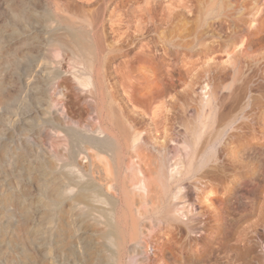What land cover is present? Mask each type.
<instances>
[{"label":"rangeland","instance_id":"obj_1","mask_svg":"<svg viewBox=\"0 0 264 264\" xmlns=\"http://www.w3.org/2000/svg\"><path fill=\"white\" fill-rule=\"evenodd\" d=\"M215 1L0 0V264H264V226L222 215L237 217L246 189L264 207V0L210 9ZM150 46L166 60H144ZM100 70L108 108L145 155L180 142L172 116L187 102L195 114L212 94L218 113L212 146L196 154L211 150L214 162L182 181L208 216L158 226L154 189L139 220L149 237L130 242L120 263L107 214L117 198L89 168L87 143L105 138L92 93Z\"/></svg>","mask_w":264,"mask_h":264},{"label":"bare ground","instance_id":"obj_2","mask_svg":"<svg viewBox=\"0 0 264 264\" xmlns=\"http://www.w3.org/2000/svg\"><path fill=\"white\" fill-rule=\"evenodd\" d=\"M219 2L220 0H216L210 3L208 7L215 9ZM182 6L189 7L185 3L180 4V7ZM195 7L192 8L193 12ZM240 7L242 6L239 5ZM151 19L153 22L152 17ZM206 45L208 46V44ZM150 49V51L145 50L142 52L145 54L144 60L148 61L151 58L153 60H166L162 56L152 55L155 47L150 46ZM175 60L179 62L181 58L176 56ZM180 72L182 73V70ZM99 76V83L95 86L96 91L92 93L97 99L98 106H100L98 111L101 118L100 133H105V138L93 137L87 143L89 150L96 149L93 156L95 158L89 168L104 187H112L113 195L117 198L111 203V213L108 209L107 214L111 215V218L108 217L111 219L110 223L119 234V245L114 246L116 249L113 252H117L118 262L120 263L130 242L138 241L144 236L149 237V234H146L145 230L141 228L142 222L139 220L144 218L141 208L149 205L148 198L154 189L158 197L157 210L154 214L156 225H165L167 220L171 223H182L181 203L186 201L185 193L187 191L182 181L185 175L198 174L212 163L215 154L211 153V150L207 151V158L203 161L196 159V154L200 152L201 148L212 146L218 113L212 94L205 106L202 104L193 105L197 111L195 114L188 113L190 106H192L191 103L187 102L185 106L181 105L184 107L172 116L185 129V135L182 136L180 142L173 141L168 146L165 144L164 152L152 150L145 155L142 145L136 147L135 133L125 121L124 114L122 116L118 109L114 111L108 108L109 98L106 92L108 86L105 85V79L101 77V70ZM160 94H162L160 91L153 92L151 96L160 97L162 96ZM112 97L115 99V96ZM138 97L133 101L137 108L143 102V99ZM147 114L149 115V113ZM155 116L158 115L155 114ZM224 132L225 130H222L218 138L223 137ZM129 155L133 159L130 164L127 162ZM187 161L190 162L189 166ZM125 163H127L126 175H124ZM148 175L155 176L153 179L148 180ZM130 178L138 179V182L133 185L129 184L127 179ZM137 190L145 196L143 200L137 199L135 194ZM99 226H103L102 223H99Z\"/></svg>","mask_w":264,"mask_h":264},{"label":"built area","instance_id":"obj_3","mask_svg":"<svg viewBox=\"0 0 264 264\" xmlns=\"http://www.w3.org/2000/svg\"><path fill=\"white\" fill-rule=\"evenodd\" d=\"M198 192V191H197ZM196 194L195 202H190L188 199L187 191V202H182L181 215L184 222L193 221L196 217H201L205 219L208 215L204 212L201 204V197ZM204 201V199H203ZM208 214H212L215 206L214 200L208 198ZM241 208L238 210L237 217L230 215L222 211L225 221H231L236 219L245 227H262L264 226V207L261 203V199L258 198V191H252L251 189H246L242 191L241 195ZM188 203L193 204V208L188 205Z\"/></svg>","mask_w":264,"mask_h":264},{"label":"crops","instance_id":"obj_4","mask_svg":"<svg viewBox=\"0 0 264 264\" xmlns=\"http://www.w3.org/2000/svg\"><path fill=\"white\" fill-rule=\"evenodd\" d=\"M214 154H215V152H214ZM214 160H215V158H214ZM214 162V161H213Z\"/></svg>","mask_w":264,"mask_h":264}]
</instances>
